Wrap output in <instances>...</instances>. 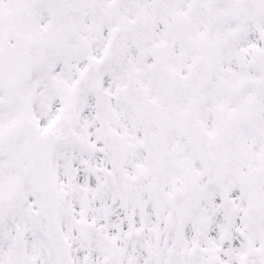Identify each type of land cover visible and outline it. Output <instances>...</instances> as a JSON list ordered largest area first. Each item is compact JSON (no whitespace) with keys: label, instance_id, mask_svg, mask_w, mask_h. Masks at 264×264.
Listing matches in <instances>:
<instances>
[{"label":"snow or ice","instance_id":"6c2138e0","mask_svg":"<svg viewBox=\"0 0 264 264\" xmlns=\"http://www.w3.org/2000/svg\"><path fill=\"white\" fill-rule=\"evenodd\" d=\"M0 264H264V0H0Z\"/></svg>","mask_w":264,"mask_h":264}]
</instances>
